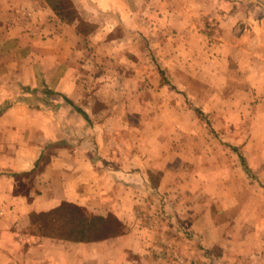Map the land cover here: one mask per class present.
<instances>
[{
  "label": "crops",
  "instance_id": "obj_1",
  "mask_svg": "<svg viewBox=\"0 0 264 264\" xmlns=\"http://www.w3.org/2000/svg\"><path fill=\"white\" fill-rule=\"evenodd\" d=\"M70 1L86 19L85 8L103 16L107 25L104 36L115 37L111 34L119 23L141 26L123 32L121 41L138 34L152 38L153 28L144 31L143 23H152L151 27L154 23V28L164 24L170 30L166 44H158L160 48L171 47L169 53L175 55L180 48L191 53L190 46L195 45L199 53H209L218 62L215 69L222 77L231 76L237 85L246 87L242 91L248 101L259 102L253 109L264 117V0ZM213 2L216 7L210 8ZM109 39L98 51L104 54L106 50L111 56V46L120 50L122 45L120 40ZM82 40L77 25L66 23L48 0H0V104L12 98V87L32 88L0 112V264H141L148 257L143 256L146 249L153 252L162 245L159 239L155 245L146 231L151 228L146 218L156 212L159 197L165 200L166 223L175 218L177 224L174 227L171 222L174 231L165 230L166 236L172 235L169 241L183 252H190L186 230L192 227L209 239L206 226L213 225L216 235L211 244L236 252L230 264L250 262L252 256H244L248 252L259 254L256 262L264 264L262 236L251 244L248 229L242 227L254 221V213L250 218L243 216L253 208L250 197L254 189L247 182L236 191V197L246 193L248 200L225 207H217L215 202L208 207L207 219L205 204L191 205V192L210 198L221 195L213 194L201 176L191 177L184 168L189 157L180 150L185 147L165 150L124 140L112 142L104 119L110 115L126 119L134 114L131 109L122 106L110 114L104 108L96 114L87 106L82 109L86 117L66 101L65 97L74 103L80 99L73 95L78 86L75 72L84 54ZM140 64L135 62V69L141 71ZM45 87L53 92L47 93ZM116 97L110 101L127 100L123 93ZM63 202L98 214L112 213L129 231L96 242L30 232L32 213L48 212ZM225 215H231L233 222L227 240H223L227 229L218 224L225 222Z\"/></svg>",
  "mask_w": 264,
  "mask_h": 264
},
{
  "label": "rangeland",
  "instance_id": "obj_2",
  "mask_svg": "<svg viewBox=\"0 0 264 264\" xmlns=\"http://www.w3.org/2000/svg\"><path fill=\"white\" fill-rule=\"evenodd\" d=\"M48 2L66 23H75L78 32L83 35L81 44L84 47L81 49L84 54L79 58L81 65L75 72L78 86H75L73 95L80 99L78 102L75 100L77 104L73 103L81 109L87 110L88 106L96 114L104 108L110 114L122 106L131 109L133 112H130L134 114L128 115L126 119L111 115L104 119L111 129L112 142L124 140L126 143H141L152 149L165 150L185 147V150H180L189 157L184 168L189 169L191 177L201 176V180L208 183L213 194L221 195L210 198L204 193L198 196V192H191V205L205 204L207 219L210 218L208 207H212L215 202L217 207H225L248 200L246 193L236 197V191L247 182V186L254 189L250 197L253 208L250 214L245 213L243 216L250 218L254 213V221L246 222L242 227L248 229L246 235L249 234L251 244L258 240L259 235L264 242V117L260 111L253 109L254 104L259 102L247 100V94L242 91L246 87L237 85L231 76L222 77L220 70L215 69L218 62L213 56L199 53L195 45L190 46L193 49L191 53L180 48L175 55L169 53L171 47L160 48L158 44L161 47L166 44L170 30L164 24L159 23L154 28V23L152 27V23H143L144 31L153 28L152 38L147 34H138L136 37L131 35L122 38L121 41L123 32H130L141 26L131 23L124 27L125 25L119 23L111 34L115 37L104 36L102 32L107 25L99 12L92 14L91 10L83 9L88 16L86 19L70 0ZM209 5L210 8L216 7L214 2ZM144 31L142 32L145 33ZM109 37L117 42L120 40L122 48L117 50L118 47L111 46L114 52L110 56L105 50L104 54L108 56H104L100 51L104 40L108 38L106 42L110 41ZM196 44L198 45V41ZM135 62H141L138 65L141 71L135 69ZM227 68L225 71L230 75L231 69ZM112 80H120L119 86L111 82ZM43 90L47 93L53 92L48 87ZM27 91L32 92V88L12 87L14 94L0 104V112L3 107L20 100ZM118 93L125 94L127 100L124 98L120 102L110 101L113 95L118 98ZM260 104L259 110L262 109V102ZM180 166L176 168L179 170ZM162 198L156 200L155 215L151 214L146 218V221L150 219L146 224L151 226L150 230H146L148 235L153 237L155 245L158 239L162 245L159 244L153 252L151 248L146 249L143 256L148 257L141 264H230V258L236 252L222 250L220 246L211 244L214 240L213 234L216 235L213 225L206 226L209 239L201 232L192 230V227L185 231L184 238L187 236L191 241L190 252H183L181 247L171 244L169 240H172V235L166 236L167 231H174L172 225L170 226L171 222L174 227L177 224L175 218L166 223L165 200ZM230 216L227 218L225 215V222L218 223L227 229L223 232V240H227V233L228 236L233 233ZM255 229L259 233L255 234ZM30 232L35 234V228H31ZM174 235L179 236L176 232ZM228 239L231 244L232 237ZM250 255L252 260L247 259L250 262L246 264H258L256 257L259 254H244Z\"/></svg>",
  "mask_w": 264,
  "mask_h": 264
},
{
  "label": "trees",
  "instance_id": "obj_3",
  "mask_svg": "<svg viewBox=\"0 0 264 264\" xmlns=\"http://www.w3.org/2000/svg\"><path fill=\"white\" fill-rule=\"evenodd\" d=\"M66 101L74 103L67 97ZM9 106V105H8ZM76 110L86 113L74 105ZM7 106L2 109H6ZM31 223L38 236L76 242H96L126 234L129 228L114 214H98L69 202L42 213H32Z\"/></svg>",
  "mask_w": 264,
  "mask_h": 264
}]
</instances>
